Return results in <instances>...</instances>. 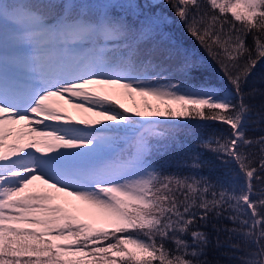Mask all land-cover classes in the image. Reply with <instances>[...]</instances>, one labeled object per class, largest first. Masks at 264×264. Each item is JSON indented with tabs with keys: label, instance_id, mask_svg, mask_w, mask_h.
I'll return each mask as SVG.
<instances>
[{
	"label": "snow or ice",
	"instance_id": "snow-or-ice-1",
	"mask_svg": "<svg viewBox=\"0 0 264 264\" xmlns=\"http://www.w3.org/2000/svg\"><path fill=\"white\" fill-rule=\"evenodd\" d=\"M262 61L264 0H0V264H264Z\"/></svg>",
	"mask_w": 264,
	"mask_h": 264
},
{
	"label": "trees",
	"instance_id": "trees-1",
	"mask_svg": "<svg viewBox=\"0 0 264 264\" xmlns=\"http://www.w3.org/2000/svg\"><path fill=\"white\" fill-rule=\"evenodd\" d=\"M168 11V15L171 16L170 10ZM173 19H175L173 17ZM168 31L171 36H173L183 47L188 49L192 55L199 58L200 62L204 65L207 69V75H205L204 80L206 82L214 84L218 89L224 87L226 85V81H224L222 74L219 70L211 63L209 60L207 53L204 51L203 48L191 37L189 36L183 29V26L176 21L172 23L170 21ZM251 43V40H249ZM86 51L84 47H77L72 50V54L79 55L83 54ZM248 88H256L260 90H264V61L257 65L256 69L254 70L252 76L249 79ZM261 102V98L257 96L256 100L254 101L255 104L259 105ZM166 119V118H164ZM195 123V122H194ZM200 124H204V122H199ZM253 125H249V134L256 135L258 133L254 132ZM226 131V126L220 124H209L207 127H199V128H190L187 130V135H182L181 140L184 143H192L196 140L198 135L208 136L212 132L216 133H223ZM226 169L223 166H219L216 169L217 175H223ZM221 259H224L221 257Z\"/></svg>",
	"mask_w": 264,
	"mask_h": 264
},
{
	"label": "rangeland",
	"instance_id": "rangeland-1",
	"mask_svg": "<svg viewBox=\"0 0 264 264\" xmlns=\"http://www.w3.org/2000/svg\"><path fill=\"white\" fill-rule=\"evenodd\" d=\"M29 50L31 51L32 49L29 48ZM145 99H147V103H150V104H153V105L160 104L159 101H157V100H155L153 98H142V97L136 96L135 99H132V98H129L127 96H121L120 97L121 103H123L126 107L132 108V109L136 108L137 106H139L140 108H143ZM61 103H63V101H61ZM65 107L68 109V111L72 115H74V116H79L80 115L78 113V110L73 109L71 107V105L65 104ZM85 115H90V114H85ZM37 183H39V182H37ZM68 199H71V198H68ZM56 203L61 205V206H64V201L62 199L57 200ZM77 204H79V202H77ZM80 206L83 207V205H80Z\"/></svg>",
	"mask_w": 264,
	"mask_h": 264
}]
</instances>
